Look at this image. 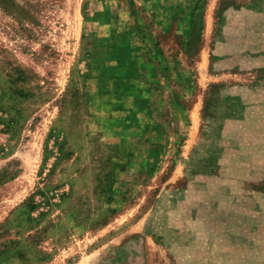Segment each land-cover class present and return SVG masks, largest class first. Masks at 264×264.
<instances>
[{
	"label": "rangeland",
	"instance_id": "374dc122",
	"mask_svg": "<svg viewBox=\"0 0 264 264\" xmlns=\"http://www.w3.org/2000/svg\"><path fill=\"white\" fill-rule=\"evenodd\" d=\"M10 1L0 264H264V0Z\"/></svg>",
	"mask_w": 264,
	"mask_h": 264
},
{
	"label": "trees",
	"instance_id": "16d2710c",
	"mask_svg": "<svg viewBox=\"0 0 264 264\" xmlns=\"http://www.w3.org/2000/svg\"><path fill=\"white\" fill-rule=\"evenodd\" d=\"M11 1L10 0H0V8L4 11H9L10 8H15V6L11 5L10 3ZM13 4V2H12ZM118 52H119V55H118ZM115 54V52H114ZM118 55V58L120 57V64H122L124 66V62L125 60L127 61L128 58H125L124 55H125V52L123 50H118L115 54V56ZM112 57H114L112 55ZM119 62H118V65H120ZM113 69V67H107L105 68L104 70V74L108 76H110L109 80H112L111 83L112 85L111 86V89L112 92L116 95L117 98H122V97H126V96H134L136 97V94H140V91L137 89V87L131 83V82H128V77L129 75L132 73L131 70H129V73L124 71H118L117 73H111V70ZM112 76H111V74Z\"/></svg>",
	"mask_w": 264,
	"mask_h": 264
}]
</instances>
